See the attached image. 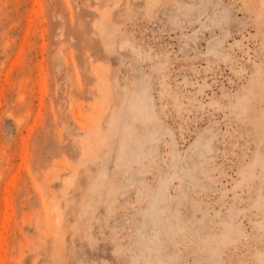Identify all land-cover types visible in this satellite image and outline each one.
Wrapping results in <instances>:
<instances>
[{"label": "rangeland", "instance_id": "1", "mask_svg": "<svg viewBox=\"0 0 264 264\" xmlns=\"http://www.w3.org/2000/svg\"><path fill=\"white\" fill-rule=\"evenodd\" d=\"M0 264H264V0H0Z\"/></svg>", "mask_w": 264, "mask_h": 264}, {"label": "bare ground", "instance_id": "2", "mask_svg": "<svg viewBox=\"0 0 264 264\" xmlns=\"http://www.w3.org/2000/svg\"><path fill=\"white\" fill-rule=\"evenodd\" d=\"M9 42V41H8Z\"/></svg>", "mask_w": 264, "mask_h": 264}]
</instances>
